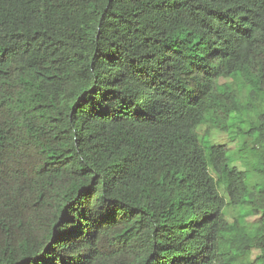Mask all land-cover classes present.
<instances>
[{
  "label": "trees",
  "instance_id": "1",
  "mask_svg": "<svg viewBox=\"0 0 264 264\" xmlns=\"http://www.w3.org/2000/svg\"><path fill=\"white\" fill-rule=\"evenodd\" d=\"M0 264H264V0H0Z\"/></svg>",
  "mask_w": 264,
  "mask_h": 264
},
{
  "label": "rangeland",
  "instance_id": "2",
  "mask_svg": "<svg viewBox=\"0 0 264 264\" xmlns=\"http://www.w3.org/2000/svg\"><path fill=\"white\" fill-rule=\"evenodd\" d=\"M222 82L230 81V79H222ZM261 108V107H260ZM248 114V112L246 113ZM253 118L252 114L249 115H233L231 118V129L228 132H214L213 133V142L216 144L226 146L231 154L236 157L237 150L243 147L245 137H243L242 132L247 131L250 128V122ZM235 154H234V153ZM234 166H237L239 169L244 170L246 166L240 161H235ZM252 174V179L258 181L259 177L255 173ZM227 197V196H226ZM237 215V209L232 207L226 208V219L232 221L233 218ZM260 219V215H251L245 218V221L249 224L255 223ZM258 251L254 250L253 255Z\"/></svg>",
  "mask_w": 264,
  "mask_h": 264
}]
</instances>
